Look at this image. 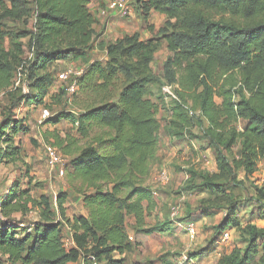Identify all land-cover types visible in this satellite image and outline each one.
<instances>
[{
	"label": "trees",
	"instance_id": "16d2710c",
	"mask_svg": "<svg viewBox=\"0 0 264 264\" xmlns=\"http://www.w3.org/2000/svg\"><path fill=\"white\" fill-rule=\"evenodd\" d=\"M89 3L0 0V96L10 95V108L22 100L44 103L52 80L47 67L56 61L88 64L77 78L78 90L95 95L78 114L60 111L48 118L53 124L69 120L86 140L76 149L71 142L64 153L70 157L68 176L92 189L82 194L88 215L66 216V193L58 194L54 208L48 196H41L38 202L30 190L13 184L6 195H0V255L7 264H126L114 253L121 256L133 249L126 230L128 217L132 216L135 227L146 234L169 230L157 222L140 228L147 213L143 203L147 202L150 210L153 206L152 190L143 185V179L159 147L161 131L158 103L150 98L152 85L160 81L150 66L158 40H139L133 33L101 42L100 48L107 55L105 64L91 61L88 51L98 20ZM137 3L145 17L153 9L167 18L159 35L171 55L161 77L166 85H174L173 93L176 91L179 99L192 97L208 122L201 138L215 151L217 171L190 172L198 180L192 186L214 193L207 209H227L216 228L238 227L236 199L223 184L235 186L238 170L243 169L248 177L255 173L258 162L264 163V0ZM5 38L12 45L9 51L4 47ZM20 38H28L30 61L21 56L26 43H19ZM21 63L35 92L20 94L13 85L14 72ZM115 91L116 102L111 99ZM9 109L0 121L4 143L24 129L15 123ZM239 120L246 122L241 130ZM237 142L238 155L229 159L226 153ZM4 149L0 161L16 158L18 148ZM260 193L264 196L263 190ZM32 208L39 211L40 221L35 224L22 220ZM63 228L71 232L70 245L65 243ZM246 233L244 247L233 248L216 264H249L259 252L252 264H264V229L246 225Z\"/></svg>",
	"mask_w": 264,
	"mask_h": 264
},
{
	"label": "rangeland",
	"instance_id": "374dc122",
	"mask_svg": "<svg viewBox=\"0 0 264 264\" xmlns=\"http://www.w3.org/2000/svg\"><path fill=\"white\" fill-rule=\"evenodd\" d=\"M124 1L129 4L132 11L120 18L110 15L106 10L105 0H90L97 6L98 15L104 10L106 12L101 16L104 18L101 23L97 19L96 37L88 56L90 60L103 63L105 50L100 48V43L115 41L133 33L138 34L139 40L147 41L150 37L158 40V48L154 52L150 66L160 81L152 85L150 98L158 103L157 118L161 124V131L159 147L151 157L149 173L143 179V185L152 190L153 206L150 210L149 204L143 203L147 213L144 226L140 228L151 227L157 222L164 224L169 230L165 233L146 234L135 227L134 219L130 216L127 218L126 230L133 249L121 256L114 253V256L123 258L126 264H216L233 248L244 247L247 239L246 225L264 229V196L260 193V190L264 191V163L258 162L257 170L248 177H245L243 169L238 170L235 186L227 187L223 184L227 192H232L236 199L235 215L240 226L224 230L216 228L227 215V209L216 207L207 209L211 207L209 204L215 195L211 191L193 187V183L198 180L190 173L194 171L213 174L217 171L215 151L201 138L208 122L201 115L199 106L192 97L179 99L176 91L173 97L164 98L162 95L161 87L166 85L167 81L161 76L164 63L171 53L167 49L166 41L160 37L159 29L165 27L167 18L157 11L153 14L148 13L145 17L138 9L137 0ZM108 22L113 27L107 26ZM18 42L26 43L21 56L26 62L30 61L32 53L27 47L28 38H20ZM3 43L6 50L12 49L9 39L5 38ZM87 67L88 64L70 60L48 64V72L52 74L51 86L41 105L22 100L16 108L11 109L10 95L6 93L0 96V121L4 111L10 108L12 119L19 127L24 128L23 131L9 137L11 140L8 143L2 141L5 136L0 140V154L8 146L18 148L14 160L9 157L0 161L2 197L13 184H17L21 190L26 188L30 190L32 197L38 202L41 196H48L56 208L58 194L66 192L64 204L66 216L86 212L81 197L83 193L92 189L68 176L70 157L64 153L65 147H69L71 142L75 143L71 147L76 149L84 145L86 140L79 136L77 127L69 120L64 119L53 124L48 118L60 111L78 114L92 100L95 95L92 96L80 88L74 94H69L65 89L67 82L73 78L77 79ZM66 69H71L76 74L68 81L62 82L58 79V74ZM13 85L18 88L20 94L36 91L32 81L26 78V69L22 63L14 72ZM117 94L115 91L111 98L114 102ZM215 101L221 102L219 98ZM180 115L183 116V120ZM245 124L246 122L239 120L238 130L243 129ZM172 128L173 132H170ZM7 132L11 134L10 126ZM50 149H55L58 153L55 163L49 160ZM239 149L240 143L237 142L232 151L226 153L228 158L237 156ZM37 210L32 208L22 220L29 224L39 222ZM21 216L18 215L19 218ZM191 225L195 229L194 234L188 230ZM62 231L65 243L69 244V231L67 228H63ZM259 255L260 252L249 264L257 261ZM5 260L6 258L0 255V264H7ZM75 264L87 263L80 261ZM98 264L108 262L101 261Z\"/></svg>",
	"mask_w": 264,
	"mask_h": 264
},
{
	"label": "built area",
	"instance_id": "2783aa9c",
	"mask_svg": "<svg viewBox=\"0 0 264 264\" xmlns=\"http://www.w3.org/2000/svg\"><path fill=\"white\" fill-rule=\"evenodd\" d=\"M107 3V7L106 10L109 11L110 15H115L118 16L120 18L125 17L126 15H129L130 12L132 11L129 4L124 1V0H105ZM106 10L100 12L99 16L104 15V13L106 12ZM74 74H76L73 70L71 69H66L63 70V72H61L60 74H58V79L62 82H66L69 80V78L71 76H73ZM66 91L69 94H74L76 93V91L78 90V84H77V79L73 78L71 79L69 82H67V86L65 87ZM173 85L169 84V85H165L162 87V93L165 97H173L175 94L173 93ZM45 113H47V110H45ZM48 155H49V160L52 163H55L58 159V153L55 149H50L48 151ZM188 230L191 234H194L195 229L193 228V226H189ZM184 259H187L186 256H183ZM71 264H75V263H71ZM93 264H96L95 262Z\"/></svg>",
	"mask_w": 264,
	"mask_h": 264
},
{
	"label": "crops",
	"instance_id": "0c3cea01",
	"mask_svg": "<svg viewBox=\"0 0 264 264\" xmlns=\"http://www.w3.org/2000/svg\"><path fill=\"white\" fill-rule=\"evenodd\" d=\"M89 8H90V11L94 14V16L96 17V19H98L99 20V22L101 23L103 20H104V18L103 17H101V16H99L98 15V12H96L97 10H98V8H97V6L95 5V3H93V2H90L89 3ZM155 10H153V9H151L150 11H149V13L150 14H153V12H154ZM116 17H118V16H116ZM115 25V24H114ZM107 26H112L113 27V25L111 24V23H107ZM144 40V39H143ZM103 51V50H102ZM104 52V56H105V61L107 60V55H106V50L105 51H103ZM91 61H93V60H91ZM105 61L103 62V64H105ZM57 62H59V61H56V63ZM62 193H66V192H62ZM67 198V197H66ZM81 201H82V197H81ZM82 205H83V202H82ZM83 207H84V205H83ZM84 209H86L85 207H84ZM73 215H83V216H87L88 215V210H86V212H79V213H74ZM73 215H71V217L73 216ZM68 230V229H67ZM69 235L71 236V232L69 231ZM70 236H69V240H70ZM71 244V240H70V242H69V245Z\"/></svg>",
	"mask_w": 264,
	"mask_h": 264
}]
</instances>
